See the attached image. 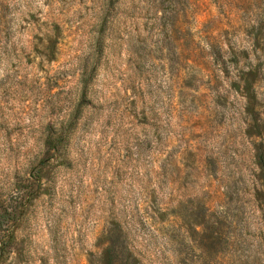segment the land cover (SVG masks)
<instances>
[{
    "label": "rangeland",
    "instance_id": "1",
    "mask_svg": "<svg viewBox=\"0 0 264 264\" xmlns=\"http://www.w3.org/2000/svg\"><path fill=\"white\" fill-rule=\"evenodd\" d=\"M0 264H264V0H0Z\"/></svg>",
    "mask_w": 264,
    "mask_h": 264
}]
</instances>
